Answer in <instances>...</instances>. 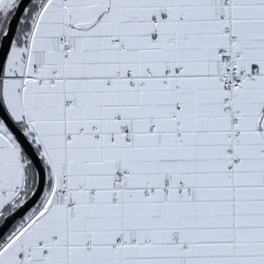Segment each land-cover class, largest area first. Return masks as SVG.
<instances>
[{"label":"snow or ice","instance_id":"1","mask_svg":"<svg viewBox=\"0 0 264 264\" xmlns=\"http://www.w3.org/2000/svg\"><path fill=\"white\" fill-rule=\"evenodd\" d=\"M0 264H264V0H0Z\"/></svg>","mask_w":264,"mask_h":264}]
</instances>
